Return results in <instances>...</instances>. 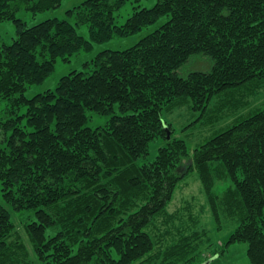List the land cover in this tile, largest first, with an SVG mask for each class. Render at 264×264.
<instances>
[{
    "label": "trees",
    "instance_id": "obj_1",
    "mask_svg": "<svg viewBox=\"0 0 264 264\" xmlns=\"http://www.w3.org/2000/svg\"><path fill=\"white\" fill-rule=\"evenodd\" d=\"M62 1L0 0V23L16 27L14 41L0 45V99L10 101L0 119V255L15 228L12 211H31L36 220L28 230L39 264H142L156 246L146 229L167 210L183 178L219 162L233 181L228 201L243 211L228 244L246 243L250 264H264V107L192 155L184 140L169 137L162 118L165 108L184 100L203 117L230 89L264 81V0H156L152 8L136 6L123 25L116 13L131 0H86L67 12L74 22L52 18L29 27L18 17L22 8L36 16ZM163 17L166 23L135 46L100 52L92 72L73 71L54 90L26 96L59 59L70 62ZM85 24L89 40L78 33ZM195 57L208 58L211 70L181 77ZM90 113L109 120L92 128ZM159 140L155 159L141 162ZM85 196L97 202L89 206L98 210L91 222L79 217L78 228L49 236L59 206L69 212ZM105 218L112 225L97 234Z\"/></svg>",
    "mask_w": 264,
    "mask_h": 264
},
{
    "label": "rangeland",
    "instance_id": "obj_2",
    "mask_svg": "<svg viewBox=\"0 0 264 264\" xmlns=\"http://www.w3.org/2000/svg\"><path fill=\"white\" fill-rule=\"evenodd\" d=\"M86 0H63L59 8L42 14L33 15L22 8L18 17L34 26L52 18L70 20L69 10L80 6ZM156 0H131L116 13L117 25H123L133 14L136 6L152 8ZM168 20L163 17L156 24L143 28L136 35L119 38L111 41L94 44L90 51H81L74 55L70 62L59 59L55 71L42 83L31 85L26 91L28 98L37 94L54 90L62 77L73 71L92 72L90 68L96 56L105 50L123 51L138 44L143 38L153 33ZM78 33L89 40L90 32L87 24L77 28ZM16 38V27L13 22L0 23V45L11 44ZM90 63V66H88ZM212 65L206 57H195L179 71L181 77H186L194 72H207ZM10 101L0 99V119H5ZM264 107V81H254L240 87L230 89L222 97L215 99L210 104L206 115L200 117L199 112L192 109V102L184 100L181 104L165 108L162 114L164 122L169 125L172 137L184 140L192 155L194 150L206 143L215 135L230 128L237 121L259 111ZM26 112V107L21 108V113ZM89 126L96 128L106 125L109 117L90 113ZM200 117V118H199ZM162 141H155L151 152L144 161L154 160ZM220 163L214 162L209 170L198 171L193 169L177 187L172 201L167 210L156 220L154 226L147 227L153 235L155 249L142 264H250L246 243L228 244L230 235L241 222L243 211L238 202L228 201V195L233 189V181L228 176H223L219 168ZM119 176V175H118ZM117 181V180H116ZM108 181L103 180L97 187H104ZM74 201L75 207L69 212L65 205L58 208L59 215L53 213L58 219L55 229H48L49 236L54 235L64 226L70 229L78 228V218L90 223L97 209L89 206L97 204L93 196ZM130 198L124 195L123 203ZM0 202L3 199L2 184L0 182ZM10 209V207L8 206ZM126 209L122 206V211ZM92 211V212H91ZM15 228L8 238L10 244L8 251L0 255V264H39L36 260L33 239L28 230V224L36 220L34 212L12 211ZM117 217L114 223H117ZM113 219H102L97 226V234H103L112 225Z\"/></svg>",
    "mask_w": 264,
    "mask_h": 264
}]
</instances>
